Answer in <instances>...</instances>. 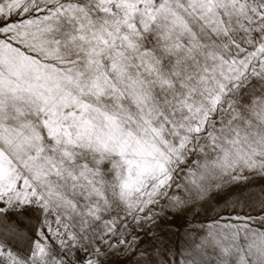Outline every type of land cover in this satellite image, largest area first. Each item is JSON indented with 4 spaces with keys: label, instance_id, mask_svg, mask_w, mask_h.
I'll list each match as a JSON object with an SVG mask.
<instances>
[{
    "label": "snow or ice",
    "instance_id": "6c2138e0",
    "mask_svg": "<svg viewBox=\"0 0 264 264\" xmlns=\"http://www.w3.org/2000/svg\"><path fill=\"white\" fill-rule=\"evenodd\" d=\"M0 264H264V0H0Z\"/></svg>",
    "mask_w": 264,
    "mask_h": 264
}]
</instances>
